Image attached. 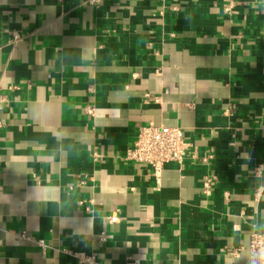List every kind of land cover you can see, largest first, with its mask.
<instances>
[{"label":"crops","instance_id":"obj_1","mask_svg":"<svg viewBox=\"0 0 264 264\" xmlns=\"http://www.w3.org/2000/svg\"><path fill=\"white\" fill-rule=\"evenodd\" d=\"M262 4L0 0V264H84L61 248L248 264L264 232ZM149 122L189 143L158 182L124 157Z\"/></svg>","mask_w":264,"mask_h":264},{"label":"built area","instance_id":"obj_2","mask_svg":"<svg viewBox=\"0 0 264 264\" xmlns=\"http://www.w3.org/2000/svg\"><path fill=\"white\" fill-rule=\"evenodd\" d=\"M90 2L98 3L100 0H90ZM261 10L264 11V4H262ZM19 38V32L12 31L9 42L13 44ZM146 97H148L147 94ZM4 101L3 95L0 94V110ZM87 112L92 113V108L87 109ZM1 124L2 122L0 121V127ZM188 145L189 143L184 138L182 129L179 126H165L149 122L139 127L132 145L125 150L124 157L127 160L149 166L151 174L158 182L164 164L168 162H175L178 165L182 164ZM92 155L97 157L99 154L93 151ZM212 179L213 176L203 177L202 191L205 194L209 193ZM256 194H258V191H256ZM109 220L114 221L115 216H110ZM18 236L23 239H31V236L23 230L18 233ZM99 238L103 240L104 236ZM38 243H41V241L39 240ZM261 246H264V232H250L247 248L248 258L254 250H258ZM60 251L84 264H102L97 260L93 251H75L64 248H61ZM124 264H136V262L128 256Z\"/></svg>","mask_w":264,"mask_h":264},{"label":"clouds","instance_id":"obj_3","mask_svg":"<svg viewBox=\"0 0 264 264\" xmlns=\"http://www.w3.org/2000/svg\"><path fill=\"white\" fill-rule=\"evenodd\" d=\"M248 264H264V246L249 255Z\"/></svg>","mask_w":264,"mask_h":264}]
</instances>
